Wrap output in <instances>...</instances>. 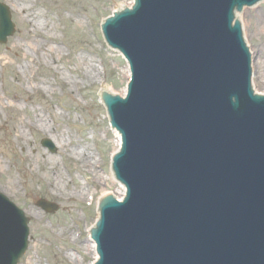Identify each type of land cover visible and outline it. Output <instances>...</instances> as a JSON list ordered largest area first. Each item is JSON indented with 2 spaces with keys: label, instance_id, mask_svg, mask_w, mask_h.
I'll return each instance as SVG.
<instances>
[{
  "label": "water",
  "instance_id": "obj_1",
  "mask_svg": "<svg viewBox=\"0 0 264 264\" xmlns=\"http://www.w3.org/2000/svg\"><path fill=\"white\" fill-rule=\"evenodd\" d=\"M258 1L135 0L104 22L131 71L125 98L104 95L127 191L100 208L95 264H264V96L234 20ZM13 32L0 3V43ZM28 221L0 193V264L26 251Z\"/></svg>",
  "mask_w": 264,
  "mask_h": 264
},
{
  "label": "rangeland",
  "instance_id": "obj_2",
  "mask_svg": "<svg viewBox=\"0 0 264 264\" xmlns=\"http://www.w3.org/2000/svg\"><path fill=\"white\" fill-rule=\"evenodd\" d=\"M26 1L47 15L51 28L42 31L53 38L48 45L55 50L36 53L25 40L27 24L18 19L15 0H0L8 6L15 24L13 35L0 44V102L9 106L0 108V160L5 162L0 191L30 218L29 245L19 264H91L88 229L98 217L99 198L104 191L122 196L121 184L111 169L116 134L100 93L110 88L121 95L129 72L120 53L106 44L100 25L124 0ZM236 19L252 55V87L264 94V0L237 11ZM89 65L95 69L92 76ZM35 112L45 116L47 126H57L65 145L60 146L38 123L34 129H24L26 147L16 143V120L31 122ZM44 138L55 152L41 144ZM82 150L92 153L90 160L101 180L78 161ZM38 152L54 157L63 177L59 185L49 183ZM9 174L19 180L13 189L4 182ZM80 186L88 189V196L76 192ZM38 199L57 204L58 210L46 213L36 205ZM67 224L71 230L64 232Z\"/></svg>",
  "mask_w": 264,
  "mask_h": 264
},
{
  "label": "bare ground",
  "instance_id": "obj_3",
  "mask_svg": "<svg viewBox=\"0 0 264 264\" xmlns=\"http://www.w3.org/2000/svg\"><path fill=\"white\" fill-rule=\"evenodd\" d=\"M133 5V0L126 1L124 0L122 3L118 5L116 13L122 11L123 9H127L130 6ZM16 8V9H15ZM15 12L18 15V19L22 23L27 24V29L25 31V40H27L29 43L32 44L34 50L36 53H42L45 54L47 51L51 52L55 49L53 47H49V42H54L53 38H51L46 32L42 31L44 29H50L51 27L47 23V15L43 11H39L36 8H33L32 5H30L26 0H15ZM79 20V19H78ZM41 39V40H40ZM25 55H23V59H25ZM3 60V58L0 57V62ZM4 66V65H2ZM89 70V76H92L94 74L95 69L92 67V65L88 66ZM129 72V71H128ZM127 73V71H126ZM104 93L109 94L111 93L110 88H103ZM125 90H123L122 95L124 94ZM17 98L15 95L13 96ZM8 105L4 104L3 102H0V108L1 109H8ZM32 120L31 122L25 121L23 118H18L16 120V129L14 131L15 135V141L16 143L23 147H26L27 145V138L26 134L24 132L25 128L34 129L36 123H38L40 126H42L44 129H46L48 132H50L53 137L56 139V141L60 146L65 145V138L62 134V132L57 128L56 125L54 126H47L46 118L44 115H40L38 113L32 114ZM115 132V131H114ZM117 134V132H115ZM119 147V138H116V148ZM117 149L115 151H117ZM40 167L44 171L45 176L48 177L49 183L51 186L59 185L63 181L62 173L57 169V164L55 162L54 157L48 156L47 154H43L41 152L37 153ZM79 159L78 161L82 163L83 167L90 168L92 172H94L96 179L101 180L102 177L95 171L93 167L96 166L95 163H92L90 158L92 157V153L89 150H82V152L78 155ZM36 158V157H35ZM4 164L5 162L0 160V173L4 171ZM113 178V177H111ZM6 183V186L10 189H13L17 184L19 183V180L16 179V177L13 174H9L8 178L4 181ZM121 190V195H123L124 191ZM88 189H85V187L80 186L76 188V192L79 195H87ZM89 192V191H88ZM107 192H103L101 198L99 199L100 205L103 204L107 198ZM88 196V195H87ZM64 232H69L71 230V226L69 224L65 225L62 229ZM95 231V226L92 228H89V233L92 234ZM89 253L93 255L94 261L91 264H94L97 260V253H96V246L94 242L89 243ZM88 251V250H87ZM71 259L74 260L75 257L71 255ZM29 264H33L32 261L29 262Z\"/></svg>",
  "mask_w": 264,
  "mask_h": 264
}]
</instances>
